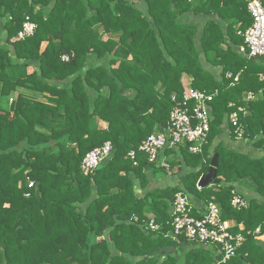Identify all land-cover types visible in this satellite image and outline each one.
<instances>
[{
	"label": "trees",
	"instance_id": "obj_1",
	"mask_svg": "<svg viewBox=\"0 0 264 264\" xmlns=\"http://www.w3.org/2000/svg\"><path fill=\"white\" fill-rule=\"evenodd\" d=\"M143 1L0 0V264H264V203L231 202L245 196L240 186L264 195V58L239 51L253 21L247 0ZM27 17L37 28L20 38ZM190 87L219 90L202 152L167 144L149 162L140 145ZM250 91L257 99L246 102ZM231 102L248 108L241 119L259 156L218 140ZM108 140L113 153L86 175L84 157ZM216 153L222 182L200 188ZM175 167L177 181L150 186ZM178 192L195 216L215 201L236 223L247 239L235 257L220 262L216 246L172 235Z\"/></svg>",
	"mask_w": 264,
	"mask_h": 264
},
{
	"label": "built area",
	"instance_id": "obj_2",
	"mask_svg": "<svg viewBox=\"0 0 264 264\" xmlns=\"http://www.w3.org/2000/svg\"><path fill=\"white\" fill-rule=\"evenodd\" d=\"M247 4L253 21L243 33L244 43L240 46L239 51L248 57L264 58V0H247ZM36 28L37 24L27 17L18 36L20 38L31 36L35 33ZM62 58L69 61L70 56L63 55ZM232 76L233 73L229 72L228 77ZM239 77L240 74L235 76V81H238ZM218 93V89L208 92L190 87L184 92L183 100H178L177 96L174 95L173 100L176 104L171 111L167 126L149 135L139 147V150L145 154L149 162H157L161 151L167 144L172 147L189 142L190 151L194 153L202 152L203 145L211 129V102ZM256 99L257 95L252 91L245 95L246 102ZM230 105L235 109L224 125L225 132L229 134L230 138L233 135V142L247 143L248 138L246 137V128L242 122L241 113L248 114L249 110L245 105L237 106L234 102H231ZM114 148L113 142L108 140L103 145L89 151L82 161L83 172L86 175L93 174L110 157ZM127 157L133 161L134 165L139 163L136 150H131ZM165 165L168 169L170 168L168 164ZM29 186H33V182H30ZM26 195L29 196L30 193ZM231 202L238 210L249 206V200L236 191L233 192ZM195 210L196 206L187 193L178 192L176 194L173 203L172 235L175 238L185 236L191 242L216 246L218 253L222 255L220 262L225 263L235 257L238 249L244 245L247 239L246 235L241 232H234L233 229L236 223L222 217L221 208L215 201L207 203L202 217L195 216ZM149 227L153 230L159 229V225L153 218L149 223Z\"/></svg>",
	"mask_w": 264,
	"mask_h": 264
},
{
	"label": "crops",
	"instance_id": "obj_3",
	"mask_svg": "<svg viewBox=\"0 0 264 264\" xmlns=\"http://www.w3.org/2000/svg\"><path fill=\"white\" fill-rule=\"evenodd\" d=\"M137 2H138V4H140L141 6H144V4H145V2L143 1V0H137ZM199 20H198V24H199V26H200V28H201V30H202V27H203V24H204V17L203 16H200V18H198ZM46 45V43H44L43 44V46H45ZM0 87H1V84H0ZM17 95V93L15 94V96ZM7 98V99H6ZM10 99L11 98H8V97H5V98H2L1 99V102H2V106L4 107V108H6V109H8L9 107H10ZM95 125L97 126V127H100V128H106L107 126H108V124L106 123V122H104V121H102V120H100V119H97L96 120V122H95ZM219 139H225L226 141H227V143L228 144H232V146L234 145V147L237 149H241V150H243L244 152H249L250 154H252L253 156H259L260 154V152L261 151H263L261 148H254L251 144H249V142H247V143H245V142H239V143H236V142H233L232 141V138H230L229 137V134H227L226 132H224V133H222V136H219V138H218V140ZM217 140V141H218ZM163 163H167V161H166V159L165 160H163ZM178 171V167H175L174 169H173V171L171 172H169V176H168V178L167 179H164V178H161L160 176L159 177H155L154 179H153V182L150 184V186L151 187H154V186H158V185H160V186H166V185H170L172 182H175V181H177L176 180V177H178V176H176L175 175V173ZM151 177H152V175H151ZM175 180V181H174ZM139 191H138V193L140 194V195H143L142 194V189L141 188H137ZM243 193H244V195L245 196H247V197H245V198H247L249 201L251 200V199H256V200H258V202L260 203V204H262V203H264V195H262L261 193H258V192H256L255 190H253L252 188H249V187H246V186H240V188H239ZM197 203V202H196ZM198 205L200 206H202L203 208H205L204 207V204H202V203H198ZM205 211V210H204ZM241 227H244L242 224L240 225ZM257 232H259L260 231V228H258L257 230H256ZM260 233V232H259ZM258 240H262L263 242H264V235L262 234V235H259L258 237H256ZM191 242V241H190Z\"/></svg>",
	"mask_w": 264,
	"mask_h": 264
},
{
	"label": "water",
	"instance_id": "obj_4",
	"mask_svg": "<svg viewBox=\"0 0 264 264\" xmlns=\"http://www.w3.org/2000/svg\"><path fill=\"white\" fill-rule=\"evenodd\" d=\"M219 154H214L210 168L207 172L202 174L200 177L198 185L200 187H207L209 185H218L222 182V178L218 176V167H219Z\"/></svg>",
	"mask_w": 264,
	"mask_h": 264
},
{
	"label": "rangeland",
	"instance_id": "obj_5",
	"mask_svg": "<svg viewBox=\"0 0 264 264\" xmlns=\"http://www.w3.org/2000/svg\"><path fill=\"white\" fill-rule=\"evenodd\" d=\"M7 99V98H6ZM10 103H11V100H10Z\"/></svg>",
	"mask_w": 264,
	"mask_h": 264
}]
</instances>
